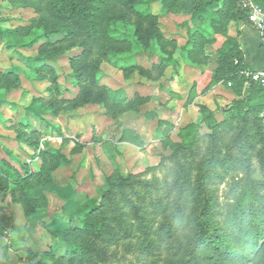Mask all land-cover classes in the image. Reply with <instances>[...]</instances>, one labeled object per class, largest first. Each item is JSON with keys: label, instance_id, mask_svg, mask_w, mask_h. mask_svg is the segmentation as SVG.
I'll return each instance as SVG.
<instances>
[{"label": "rangeland", "instance_id": "rangeland-1", "mask_svg": "<svg viewBox=\"0 0 264 264\" xmlns=\"http://www.w3.org/2000/svg\"><path fill=\"white\" fill-rule=\"evenodd\" d=\"M138 10L158 15L165 36L179 45L186 43L189 16L166 11L159 1ZM38 17L34 8L0 0L3 28L30 26ZM115 28L116 34L132 35L136 30L122 22ZM144 28L148 29V22ZM64 37L51 35L32 48H10L0 38V70H14L21 80L17 88L12 81L0 87V161L7 160L27 174L25 166L34 173L41 169V151L55 154L59 150L67 156L60 161L48 159V166H53L52 183L30 181L25 191L15 190L10 183L0 192V213L11 216L0 223V264H169L196 232L194 203L185 202L184 221L177 229L166 233L164 226L177 212L181 190L190 198L195 196L202 160L212 150L216 151L217 177L211 187L218 200L217 218L224 220L235 201L233 194L246 181L264 191V110L255 106L263 93L258 86L250 93L248 83L215 81L213 67L224 40L221 34L206 45L209 60L205 65L188 63L177 50L171 65L159 73L152 66L163 53L154 42L135 44L126 63L134 65L131 70L122 67L124 56L122 66L103 62L99 84L111 88L116 100L141 97L137 110L117 118L99 103L76 108L66 104L57 115L45 112L39 103V113L28 109L37 97L73 99L78 95L70 56L78 54L79 47H69L47 61L59 82V91L53 89L49 96L52 72L43 71L48 79L40 80L36 69L40 63L28 60L38 55L43 44L51 50L66 44ZM126 128L141 135L140 145L119 140ZM23 130L39 132L38 149L18 139ZM128 176H132L130 183L121 186ZM112 184L113 195L105 199ZM95 208L100 209L93 218L107 216L99 236L71 231L81 228L85 214ZM77 238L95 249L84 256L78 253L74 260L65 258Z\"/></svg>", "mask_w": 264, "mask_h": 264}, {"label": "trees", "instance_id": "trees-1", "mask_svg": "<svg viewBox=\"0 0 264 264\" xmlns=\"http://www.w3.org/2000/svg\"><path fill=\"white\" fill-rule=\"evenodd\" d=\"M13 3L22 8H34L39 17L33 19L30 26L17 28H3L0 26V38L10 48H32L38 42L51 35L64 34L62 42L66 44L51 50L47 44H43L37 56L28 58L35 63H40L38 79H48L43 71L52 72L49 78L50 86L47 88L48 96L54 89L59 90L57 75L54 74L52 66L47 61L55 60L69 47H79L78 54L70 56L73 68L72 75L75 83L80 87L78 95L73 98H58L49 96L48 99L37 97L28 109L39 113L36 105L38 103L44 111L57 115L68 104L76 108L90 103L103 104L107 114L117 118L121 113L129 110H137L141 104V97L136 95L129 101H118L114 97V91L99 84L101 64H120L121 56H124L125 70H131L134 65H128V56L134 49L135 44L148 46L152 42L160 48L162 55L154 62L153 70L159 73L171 65L174 54L179 50L183 58L192 65H205L208 63L209 55L205 51L207 44L216 41V35L221 34L226 39L218 50V65L213 72L215 81L227 79L235 82L238 86L249 84L250 93L255 86L263 93L261 99L255 104L260 111L264 110V85L253 81L248 75L249 68L245 62L244 52L235 37L228 34L229 25L232 21H248V11L243 8L239 0H12ZM159 1L166 11L189 16L187 24V41L179 45L172 37L165 36L161 30L159 17L156 14H146L138 10L139 6L150 2ZM264 8V0H255ZM118 22L126 26L134 25L135 33H115ZM148 22V29L144 23ZM250 23V22H249ZM255 27V26H254ZM256 28V27H255ZM257 29V28H256ZM260 31V30H259ZM262 32V31H261ZM144 73L145 69L139 67ZM7 81H12L13 88L19 87L21 80L14 70H0V87ZM250 95V94H249ZM250 98V97H249ZM27 125V124H26ZM27 127V126H26ZM38 131L28 134L26 130L19 131L18 139L24 141L30 147L38 149L39 142L36 136ZM119 140L134 145L142 143L141 135L133 129H124ZM214 149V148H212ZM9 156L11 151L6 150ZM216 151L202 160L201 172L195 186V196L183 190L178 194L182 200L177 212H174L167 222L166 233H171L184 221L185 202L191 201L195 207L192 211V221L196 232L185 246L178 252L169 264H210L213 260H221L217 264H264V191H260L250 180L246 181L239 193L233 194L234 203L226 213L224 220L216 217L218 200L211 184L216 179L213 163ZM43 164L38 173L31 172L26 166L27 174H23L18 168L11 165L9 161H0V192L9 188L14 183L15 190L25 191L30 181H40L45 184L53 182L48 159L54 161L65 160L67 156L56 150L55 154L40 152ZM14 157V156H12ZM236 165V164H235ZM237 166V165H236ZM235 166V167H236ZM232 168V166H231ZM223 176L221 175V178ZM132 176L124 177L126 186ZM114 185L104 193V198L113 195ZM99 207H102L101 205ZM100 208L87 212L81 228L71 231L87 235H100L104 229V220L93 218ZM11 216L0 213V223L7 222ZM73 220V219H72ZM60 238L68 241L65 236ZM72 250L65 256L74 260L78 253L83 256L90 250L95 249L93 245H86L80 240L71 242ZM75 246V247H74Z\"/></svg>", "mask_w": 264, "mask_h": 264}, {"label": "crops", "instance_id": "crops-1", "mask_svg": "<svg viewBox=\"0 0 264 264\" xmlns=\"http://www.w3.org/2000/svg\"><path fill=\"white\" fill-rule=\"evenodd\" d=\"M172 15V13H169ZM175 15V14H174ZM228 34L235 37L240 44L245 62L250 72L264 69V31L256 29L247 21H232L229 25ZM225 41V37L221 35ZM220 41V39H218ZM218 59L215 61L213 69L218 65Z\"/></svg>", "mask_w": 264, "mask_h": 264}, {"label": "built area", "instance_id": "built-area-1", "mask_svg": "<svg viewBox=\"0 0 264 264\" xmlns=\"http://www.w3.org/2000/svg\"><path fill=\"white\" fill-rule=\"evenodd\" d=\"M241 6L248 11V21L258 30L264 31V8L255 0H239ZM253 81L264 85V69L249 73Z\"/></svg>", "mask_w": 264, "mask_h": 264}]
</instances>
